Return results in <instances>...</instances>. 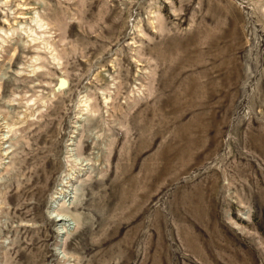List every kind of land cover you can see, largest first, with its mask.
Listing matches in <instances>:
<instances>
[{"label":"rangeland","instance_id":"obj_1","mask_svg":"<svg viewBox=\"0 0 264 264\" xmlns=\"http://www.w3.org/2000/svg\"><path fill=\"white\" fill-rule=\"evenodd\" d=\"M0 264H264V0H0Z\"/></svg>","mask_w":264,"mask_h":264},{"label":"bare ground","instance_id":"obj_2","mask_svg":"<svg viewBox=\"0 0 264 264\" xmlns=\"http://www.w3.org/2000/svg\"><path fill=\"white\" fill-rule=\"evenodd\" d=\"M40 23H43L42 22V20H40ZM48 27V26H47ZM59 198V195L58 196H53L52 197V202H56L57 201V199ZM50 208H53V205L51 204L50 205ZM60 215V216H59ZM59 215H56V217H53V219H54V221H56V222H60V223H62V224H64V225H66V223H67V221H68V216L67 215H62V214H59Z\"/></svg>","mask_w":264,"mask_h":264}]
</instances>
